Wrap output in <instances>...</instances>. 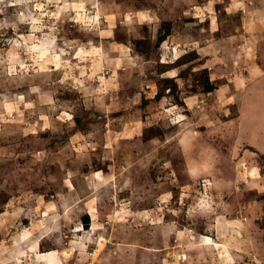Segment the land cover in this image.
<instances>
[{"label": "rangeland", "instance_id": "374dc122", "mask_svg": "<svg viewBox=\"0 0 264 264\" xmlns=\"http://www.w3.org/2000/svg\"><path fill=\"white\" fill-rule=\"evenodd\" d=\"M0 264H264V0H0Z\"/></svg>", "mask_w": 264, "mask_h": 264}, {"label": "built area", "instance_id": "2783aa9c", "mask_svg": "<svg viewBox=\"0 0 264 264\" xmlns=\"http://www.w3.org/2000/svg\"><path fill=\"white\" fill-rule=\"evenodd\" d=\"M181 257V259L182 260H186L187 258H188V255L186 254V253H183L182 255H180Z\"/></svg>", "mask_w": 264, "mask_h": 264}]
</instances>
